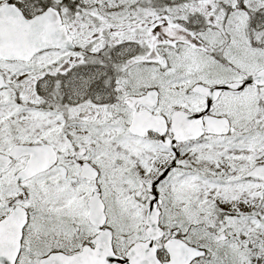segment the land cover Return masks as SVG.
Returning a JSON list of instances; mask_svg holds the SVG:
<instances>
[{
	"label": "snow or ice",
	"instance_id": "1",
	"mask_svg": "<svg viewBox=\"0 0 264 264\" xmlns=\"http://www.w3.org/2000/svg\"><path fill=\"white\" fill-rule=\"evenodd\" d=\"M0 264H264V0H0Z\"/></svg>",
	"mask_w": 264,
	"mask_h": 264
}]
</instances>
